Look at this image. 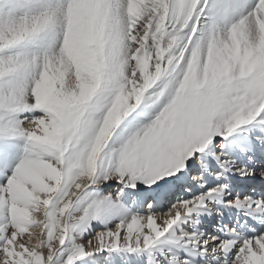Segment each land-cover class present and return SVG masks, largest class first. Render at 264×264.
<instances>
[{
    "label": "snow or ice",
    "instance_id": "obj_1",
    "mask_svg": "<svg viewBox=\"0 0 264 264\" xmlns=\"http://www.w3.org/2000/svg\"><path fill=\"white\" fill-rule=\"evenodd\" d=\"M0 264H264V0H0Z\"/></svg>",
    "mask_w": 264,
    "mask_h": 264
}]
</instances>
